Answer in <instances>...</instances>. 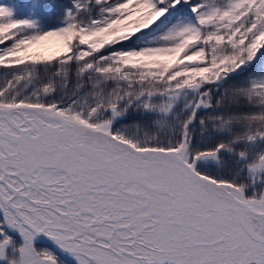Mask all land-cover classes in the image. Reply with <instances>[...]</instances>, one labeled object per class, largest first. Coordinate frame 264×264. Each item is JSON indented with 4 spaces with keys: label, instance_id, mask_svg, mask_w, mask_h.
Masks as SVG:
<instances>
[{
    "label": "snow or ice",
    "instance_id": "6c2138e0",
    "mask_svg": "<svg viewBox=\"0 0 264 264\" xmlns=\"http://www.w3.org/2000/svg\"><path fill=\"white\" fill-rule=\"evenodd\" d=\"M0 264H264V0H0Z\"/></svg>",
    "mask_w": 264,
    "mask_h": 264
},
{
    "label": "rangeland",
    "instance_id": "374dc122",
    "mask_svg": "<svg viewBox=\"0 0 264 264\" xmlns=\"http://www.w3.org/2000/svg\"><path fill=\"white\" fill-rule=\"evenodd\" d=\"M4 2H7L6 0H4ZM20 2H23V1H20ZM43 244H45V245H42V246H46V247H51V248H53V250H56L55 248H54V246L51 244V242H49L48 240H44V242H43ZM64 257L62 256V259H63Z\"/></svg>",
    "mask_w": 264,
    "mask_h": 264
},
{
    "label": "flooded vegetation",
    "instance_id": "af4514ba",
    "mask_svg": "<svg viewBox=\"0 0 264 264\" xmlns=\"http://www.w3.org/2000/svg\"><path fill=\"white\" fill-rule=\"evenodd\" d=\"M44 240H47V239L46 238H41V240L39 241V243L42 244V245H45V244H43Z\"/></svg>",
    "mask_w": 264,
    "mask_h": 264
},
{
    "label": "trees",
    "instance_id": "16d2710c",
    "mask_svg": "<svg viewBox=\"0 0 264 264\" xmlns=\"http://www.w3.org/2000/svg\"><path fill=\"white\" fill-rule=\"evenodd\" d=\"M7 2H9V0H6ZM20 1H23V0H17V2H20Z\"/></svg>",
    "mask_w": 264,
    "mask_h": 264
}]
</instances>
